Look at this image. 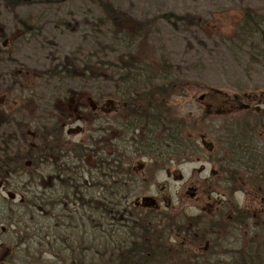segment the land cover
<instances>
[{"label":"rangeland","instance_id":"1","mask_svg":"<svg viewBox=\"0 0 264 264\" xmlns=\"http://www.w3.org/2000/svg\"><path fill=\"white\" fill-rule=\"evenodd\" d=\"M28 1V4L13 7L0 0V125L5 132L10 130V135L17 140L12 147L26 149L27 143L34 141L38 126L45 122L52 126L64 124L62 142L83 143L92 136L95 142L105 137L99 129L102 123L95 117L106 116L110 122L115 119L120 99L113 92L118 85L103 70L97 71L96 81H93L96 76L93 71L82 70L87 67L90 55H97L100 63L115 71H139L146 81L158 78V87L163 86L167 78L175 88L167 105L175 116L187 119L184 134L194 137L200 151L189 159H174L173 163L169 161L171 158L159 160L155 166L153 150L148 144L142 146L147 155H140L139 150L133 149V153L129 149L125 155L110 147V153L127 156L126 164L130 163L133 172L142 176L131 186L133 191L124 203L134 211L136 200L152 195L159 204L155 213L167 212L166 228L159 230L165 243L167 262L164 264H232L236 261L225 253H229L234 244L239 247L251 242L254 227L264 219V188L253 182L249 174L240 173L237 179H231L234 174L225 173L227 168L240 169L233 160L227 132L229 125L234 123L251 122L252 126L246 125L250 130L264 121V48L263 52L260 48L255 50L259 36L244 46H239L233 37L249 8L263 20L264 30V0ZM102 1L111 2L119 11L117 22H112L104 12ZM170 13L172 18L161 17ZM174 15L183 16L185 20H176ZM65 65L70 69L66 70ZM102 93H105L104 98ZM34 97L36 101L32 100ZM251 110L259 116L253 118ZM51 116L53 119L47 121ZM9 117L13 122L6 127L8 122L4 121ZM138 133L137 139L147 143L145 131ZM259 135L263 138L264 128ZM203 141L210 145H203ZM76 146V152L70 155L80 159L81 150ZM99 157L88 152L83 157L85 170L95 171ZM163 163L167 167H161ZM261 169L264 170V166L261 165ZM85 175L88 177V171ZM60 183L35 190L46 194L53 191L55 195L70 199H66L65 206L69 214L64 215V211L56 220L53 215L51 226L65 223L71 232V225L79 224L80 231L75 230V233L81 237L82 248L93 246L100 252L107 249L104 256L100 252L97 256L87 254L86 261L95 258L99 264L122 245L124 239L131 241L123 231L116 230L114 235L105 234L106 240L101 243L99 240L100 245L97 244L90 231L95 222L100 225L102 221L88 223L87 216L82 219L80 213L84 212L82 206L85 205L80 198L75 199L73 190L69 191L63 181ZM191 183L198 185L203 200L191 199L188 193ZM24 190L25 198L29 197L32 188ZM88 190L87 197L103 194L94 184ZM13 199L20 201L16 196ZM240 207H245L251 217L245 224L236 226L234 210ZM149 208L134 212L146 215ZM48 215L49 211L45 210L44 217ZM26 222L30 223L18 234L17 227H12L14 244L0 229V248L9 250L14 259L5 264H74L49 252L52 246L48 240L54 237L40 235L32 229L33 220L29 217L24 220ZM214 223V229L225 227L217 229L223 243L219 246H212V238L205 239L212 232L203 235L202 228ZM111 224L112 221H105L107 226L103 229L113 232ZM50 229L54 234L57 232ZM69 238L63 240L71 241ZM66 243L55 242V250L59 248L69 255L71 250L66 248ZM26 249L33 255L26 254Z\"/></svg>","mask_w":264,"mask_h":264},{"label":"trees","instance_id":"2","mask_svg":"<svg viewBox=\"0 0 264 264\" xmlns=\"http://www.w3.org/2000/svg\"><path fill=\"white\" fill-rule=\"evenodd\" d=\"M6 2V4H12L13 7L28 4V0H3ZM34 1V0H32ZM30 1V2H32ZM104 12L108 15L109 19L112 22H117L118 18H120L119 11H117L113 4L109 1H102L101 2ZM172 14L169 15L162 14L161 17L165 18H172ZM176 20H185V17L183 16H176L174 15ZM262 22L263 20L253 12L252 9H247L242 20L238 24L235 36L233 37V40H235L239 46H244L247 43H249L250 40H253L256 36H259L258 39H256V46L255 50H258L260 48L261 52H263L262 47L264 45V30L262 28ZM23 23V21H22ZM25 24V21H24ZM27 27V26H26ZM26 32V30H25ZM87 64L83 67V71H93L96 76L98 77V70H103L104 72H107L108 76L116 82V84L119 86V88H115L114 90V96H118L119 99L128 101V102H135L136 107L143 108L145 110L144 113H137V123L143 126V131H145L146 136L145 140H149L152 143V146H150L153 150L152 157L154 158V165L157 166V164L160 161H164L165 158L170 159L172 156L176 157L178 160L181 159H189L190 156H193L194 153H197L200 151V145H197L195 143V140L192 139L190 135L184 134V128L187 126V119L182 116H175L173 111L171 110L170 105H167V100L170 99L171 95L174 92V85L172 82L168 81L167 78L164 80V85L161 87L159 86V83H157L158 78H150L148 81L145 79H142L143 75L138 71L136 73H133L131 70L124 73L123 71L118 70L115 71L111 66L106 65L105 63H100L99 59H97V55L95 56L90 55L88 56ZM74 65V64H71ZM73 67V66H72ZM65 68L67 70L70 69L69 65H65ZM124 68L127 69L125 66ZM73 72V71H72ZM70 72V73H72ZM102 72V71H101ZM89 74V73H88ZM90 76V75H89ZM76 77V76H74ZM161 77V76H159ZM91 79L90 77H88ZM164 79V78H163ZM158 84V85H157ZM151 88H147V87ZM167 102V103H166ZM252 109V108H251ZM167 112V114L163 113ZM252 114V117L254 118V115L257 117L258 114H253L252 110L250 111ZM50 113V112H48ZM264 116V114H262ZM167 116V118H164ZM9 125L11 126V122L13 120L10 118ZM166 124V127H165ZM44 125V124H43ZM41 125L38 126L37 131H46L47 136H49V133H51V137H56V140H50L52 142V146L56 148H65V143L62 142L63 140L60 139V134L62 130L58 129L56 126H52L51 124L47 123L44 126ZM164 125V126H163ZM246 125H251V122H245L242 124V122L234 123L229 125L228 127V137H229V145L233 152V160L235 163H237V167L239 166L240 169H224L225 173L231 172L234 174L231 177H228L229 179H237L238 176H240V173H246L249 174L252 178L253 182H256V184H261L264 188V170L261 169V165L264 166V136L263 138L260 137L259 131H261L264 128V121H262L261 125H256L253 129L252 127L250 130L246 128ZM40 128H44L45 130H42ZM5 128L0 125V133L3 132ZM18 130V129H17ZM250 132V133H249ZM7 133L10 135V130L7 131ZM1 136V134H0ZM3 136V135H2ZM12 138V137H10ZM15 138H13V141L15 142ZM228 140V139H227ZM17 141V140H16ZM161 144L158 146L157 142H160ZM8 142V140H7ZM10 142V141H9ZM155 143V144H154ZM74 144V143H73ZM12 146V144H10ZM76 148V145L74 144ZM15 148V147H14ZM27 148V147H26ZM13 149V147H12ZM140 155H147L146 152L143 154L140 153ZM151 155L150 153L148 154ZM151 158V159H153ZM160 160V161H159ZM244 167V168H243ZM94 180L97 181L98 174L97 171L93 172ZM228 179V180H229ZM139 179L136 178V181L134 183H122L120 182L119 185H113L111 186V190H113V193L111 196L107 195L106 191H110L107 186H102L105 188V194L103 197H97L93 195H89L87 197V193L83 192L82 189H78V192H74V197L76 200L78 198H81L83 205L87 211L83 212L81 215L83 217L87 216V222L92 223L95 220L102 221L101 224H93L92 231L95 237L97 244L100 245V243L103 240H106V235H114L115 231L113 230L107 232L106 228L103 229V227L107 226L105 225V221L111 220V210L118 209L120 206H123L125 199L128 197L130 191H133L131 189L132 185L135 184ZM108 182L105 180V185ZM98 187H101V185L94 184ZM101 187V188H102ZM90 188V187H89ZM76 188L74 187L73 190ZM136 190V189H135ZM119 192V193H118ZM89 194V193H88ZM30 195V194H29ZM120 195V196H119ZM66 196V195H65ZM113 197H119V200H116ZM55 198V199H54ZM66 199L69 198H63L60 195H54L50 197V194L47 195V198H42L41 203L43 207L49 211L48 218L44 217L43 215L40 216L39 220L37 218V214L33 211V204H34V196L31 195L29 197L25 198L26 204H12L11 210L9 209L11 215L9 214V211L7 212V215L0 218V229H4V234H6L9 237V241L13 242V236L14 230L12 229L13 226L17 227L16 234L20 233L21 231H24V229L28 226L30 222L24 223V220L26 217H29L30 220H33V227L32 229H35L39 231L40 235L54 238L52 240H48V244L52 246L50 248L49 252L55 253L59 258H61L63 261H69L70 263L74 262V264H98L97 261H95V258H93L90 261H86L85 257L87 254L91 253L92 256H97L100 252L99 249H94L93 246H84L83 248L79 244V241L81 237L79 234L75 233V230L80 231V226L78 225H71V232H69L70 228L67 224L62 223L61 225L51 226V218L54 215L53 220L57 219L58 214H61L62 212L64 215H68L66 213ZM70 200V199H69ZM136 209L134 208V211ZM138 210V209H137ZM236 210V209H235ZM122 211V208H121ZM237 216L239 218V224L243 225L245 224L251 217V213H249L245 208L240 207L237 208ZM155 209H149L148 214L141 215L136 214L134 217H131L128 219V224H126V227L124 228L123 233L125 234V237L128 239H131V241H126L124 239L123 244L124 245H130L131 247H124L128 250L126 251L125 256H117L115 257V252H111V255L107 257L103 262H100L102 264H164L167 262L166 259V252L164 250L165 243L163 240H161V233L159 232L160 229H165V218L167 217L166 211H163L161 215H157L155 213ZM56 217V218H55ZM61 219V216H60ZM85 219V218H84ZM132 220L133 221L132 224ZM58 221H60L58 219ZM127 223V222H126ZM131 224V225H129ZM36 225V226H35ZM130 226L131 231L127 228V226ZM216 224H209L208 227H203V235L206 234V232H212L208 236L205 237L206 240H211L212 238V246L214 244H221L222 237H219L220 234L217 232L219 230H224L225 227H217L216 229L213 228ZM163 228H160L162 227ZM49 227L54 228L57 232L54 234L52 233L51 229ZM23 229V230H22ZM43 229V230H42ZM126 229V230H125ZM229 231V230H228ZM69 232V235L67 234ZM58 233H64L58 235ZM71 235V239L69 236ZM127 235V236H126ZM57 236V237H56ZM66 238H69L71 241L63 240ZM84 236V235H83ZM85 237V236H84ZM194 239V238H193ZM100 240V243H99ZM68 241V242H67ZM17 243V241H15ZM51 242V243H50ZM55 242H60L65 244L66 242V248H70L71 251H69V255L64 254L61 249L57 248L55 250ZM82 242V241H81ZM15 243V244H16ZM11 244H14L11 243ZM82 244H84L82 242ZM223 244V243H222ZM57 245V244H56ZM90 245V244H89ZM92 245V244H91ZM98 245V246H99ZM81 250H79V249ZM107 248V247H106ZM27 253L30 254V250L26 249ZM124 250V249H123ZM122 251V250H121ZM42 251H40L41 253ZM63 252V253H62ZM108 251L105 249L104 252H100L102 256L103 254H107ZM32 254V253H31ZM33 255V254H32ZM42 255V253H41ZM231 256L236 261H234L232 264H264V219L261 220V224L254 227L253 230V237L251 239V242L247 244H242L239 247L237 245H233L232 249H230L229 253H225V256ZM88 257V256H87ZM114 260H119L117 263L114 262ZM99 263V264H100ZM73 264V263H72Z\"/></svg>","mask_w":264,"mask_h":264},{"label":"flooded vegetation","instance_id":"3","mask_svg":"<svg viewBox=\"0 0 264 264\" xmlns=\"http://www.w3.org/2000/svg\"><path fill=\"white\" fill-rule=\"evenodd\" d=\"M114 88H119V86H115ZM147 88H151V87H147ZM106 95L108 96L109 94L106 93ZM39 97L41 99L42 96L39 95ZM101 97L104 98L105 93ZM32 100L36 101L35 97ZM118 102L120 106L115 110L116 112L114 115L115 119H113L111 122L109 121L110 118L106 116L95 117L96 120L98 119L99 121H101L102 126L99 127V129L102 130V134H104L105 136V137H99L98 139H96L95 142L93 141L94 137L92 136L90 137L91 139L88 140V142L86 141L83 143H74L73 141L66 140L65 148L63 147L56 148L52 146L53 144L50 141V140H56L55 136L53 138L51 137V133H49V136H47L46 131H37L34 132L35 133L33 137L34 141L28 142L26 149L24 148L12 149L10 143L16 144V142L13 141V136H9L7 131L1 132L0 133L1 134L0 136V164H1L0 218L7 215L9 209L11 210L12 204H23V205L26 204L27 201H25L24 189H27L26 191L28 190L30 191V188H32V192L30 195L32 197L34 196L33 211L34 213L37 214V218L39 220L41 215L44 216V212L46 210L41 203V199L47 198L48 195L45 192L44 193L41 191L37 192V190H35L40 187L50 188L52 184L54 186V183H59V182L62 183L63 181L64 185L68 188L69 191H72L73 188L75 187L76 189L73 190L74 192H78L79 191L78 189H82V193L85 192L88 195L89 187H91L93 184H97V185H101V187L107 186V188L110 190V191H106L105 188L100 187L101 190H103V194L100 197L106 195L105 191L107 192V195L112 197L111 194L113 193V190H111V186L116 184L119 185L120 182L124 184L131 182L134 183V181H136V178H138V176L141 175H138L136 171H134L135 173L133 172V167L130 163L126 164L125 159L127 156L125 157L124 155L121 154H113V152L110 153L109 148L110 147L117 148L118 150H121V153L123 154H125V152L128 151L129 149L132 151L131 153L134 152L133 150H135V152L139 150L138 152L143 154L144 152H146V150H142L143 149L142 146L144 145L147 146V144L148 146H152V143L149 140H147L146 143L144 140L137 139V135H136L139 134L138 132L140 130L142 132L144 129L143 126L141 125L142 122H140V124L137 123V120L141 119V117L137 118L136 115L137 113H144L145 110L143 108L136 107L135 102H128L121 99ZM163 113L167 114V112H163ZM68 118L69 115L67 116V119ZM164 118H167V116H165ZM9 119L10 117L8 118V120ZM41 119H44V117ZM52 119L53 116L48 117L47 121H50ZM8 120L7 121L3 120L5 124L6 122H8L6 127H8L9 125ZM59 121L61 122L62 119H60ZM45 124L47 123L45 122ZM58 125H59L57 126L58 129L62 130L61 133H59L60 139L62 140L64 139L62 136H64L65 126L62 123L61 124L58 123ZM40 129L45 130L44 128H40ZM109 133L111 134V137L108 138ZM190 136L192 135L190 134ZM192 139H194L193 136ZM204 142L205 141H203V145L205 144ZM73 143L75 145H79L80 147L81 150V154L79 157L80 159H77L74 156L70 155V154L74 155V153L72 152H76L77 150L76 148H78L77 146L76 148H73L74 145ZM157 143L159 146L161 144V141ZM88 152L96 154V157L100 155V157L97 159V165L95 168V171H97L99 178L97 181L94 180V176H93L94 175L93 172L95 171L91 172L90 170H85V168L82 165V163L84 162L83 157H86L88 155ZM62 157H64V160L62 159ZM174 159L178 161V159L175 158L174 156H172L170 160L169 159H165V160L166 161L169 160L170 163H173ZM160 166L167 167V164L163 163ZM87 171H88V177L85 175ZM105 180L108 182L106 185H105ZM188 187H189L188 193L192 200L195 201L203 200V198L199 196V187L196 183H191ZM12 191H16V193L13 194ZM49 194L50 197L54 195L53 191L51 193L49 192ZM14 195L19 198L20 200L19 202H14L13 199L15 197ZM145 196H152V195H145ZM113 198H115L116 200L120 199L119 197H113ZM154 198L156 202H158L157 198L156 197ZM137 201H139V199L134 202L135 209L149 208L148 206H143L139 204L137 205L136 204ZM126 206L127 205L124 203L123 206H120L118 209L111 210L110 221L113 222V224L111 225L113 226L114 231L124 230L126 224L129 223L128 219L135 216L134 215L135 212L131 211V209H128ZM158 206L159 204L157 203L156 206L150 207L149 209H157ZM83 210L87 211L85 208ZM234 214H235V217L233 219L234 222L237 220L239 221L240 217L237 216L238 214L236 210H234ZM81 218L83 219L84 217L81 215ZM192 220L194 222H197L196 219H192ZM133 221L135 222V220H132V224ZM237 224L238 225L236 226H241L239 222ZM129 225L127 226V228L129 229V231H131ZM2 230L4 231V229ZM219 245L222 244H217V246ZM118 246L116 247V252L114 254L115 257L120 255L125 256L126 251L128 249L127 248L125 249L124 247L126 246L131 247L130 245H124V244ZM3 250H4L3 248H0V264H5L4 262L7 263L13 262L14 259L13 256H11L9 250L6 251ZM118 261L119 260H114L115 263H117Z\"/></svg>","mask_w":264,"mask_h":264},{"label":"water","instance_id":"4","mask_svg":"<svg viewBox=\"0 0 264 264\" xmlns=\"http://www.w3.org/2000/svg\"><path fill=\"white\" fill-rule=\"evenodd\" d=\"M201 99L202 98H204V95H202L201 97H200ZM206 145H210L209 143H207V142H204ZM136 204L138 205H143V206H156L157 205V202H156V200H155V198L154 197H152V196H143V197H141L140 199H139V201H137L136 202Z\"/></svg>","mask_w":264,"mask_h":264}]
</instances>
